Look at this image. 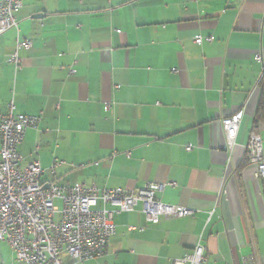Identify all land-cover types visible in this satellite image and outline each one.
Wrapping results in <instances>:
<instances>
[{
    "label": "crops",
    "instance_id": "obj_1",
    "mask_svg": "<svg viewBox=\"0 0 264 264\" xmlns=\"http://www.w3.org/2000/svg\"><path fill=\"white\" fill-rule=\"evenodd\" d=\"M15 17L0 36V113L13 101L41 119L19 146L23 163L63 162L42 177L58 185L167 184L163 202L195 211L157 224L140 207L114 214L108 253L83 264H172L198 244L206 264H264V181L245 153L250 131L264 150V120L253 124L264 0H22ZM24 39L15 74L6 61ZM239 110L226 150L221 121Z\"/></svg>",
    "mask_w": 264,
    "mask_h": 264
},
{
    "label": "built area",
    "instance_id": "obj_2",
    "mask_svg": "<svg viewBox=\"0 0 264 264\" xmlns=\"http://www.w3.org/2000/svg\"><path fill=\"white\" fill-rule=\"evenodd\" d=\"M21 8L22 0H0V36L17 29L15 15ZM213 40L212 37H196L193 42L201 45ZM31 47L30 40H17L6 61L13 66L15 74L22 68V53ZM254 60L261 63V55L257 54ZM69 74L74 71L69 70ZM110 108V103H104L105 112ZM243 116V110H239L221 121L226 150L234 147ZM40 121V117L16 113L13 101L7 105L6 114L0 113V242L8 245L19 263L65 264L63 258L66 257L73 263L83 264L101 258L108 253L116 233L114 214L132 213L138 207L150 224L194 215L192 209L162 201L159 194L167 184L147 183L141 189L126 190L42 181L45 174L54 179L56 169L63 162L53 159L50 167L44 170L38 160L23 163L18 150L25 132H38ZM38 149L37 144L35 153ZM185 150L189 152L192 147L187 146ZM245 153L248 165L255 169L253 177L264 181L260 135L248 133ZM204 251L205 248L198 244L172 264H206Z\"/></svg>",
    "mask_w": 264,
    "mask_h": 264
},
{
    "label": "rangeland",
    "instance_id": "obj_3",
    "mask_svg": "<svg viewBox=\"0 0 264 264\" xmlns=\"http://www.w3.org/2000/svg\"><path fill=\"white\" fill-rule=\"evenodd\" d=\"M57 205L59 204L57 203ZM13 255L7 244L0 242V264H21Z\"/></svg>",
    "mask_w": 264,
    "mask_h": 264
},
{
    "label": "trees",
    "instance_id": "obj_4",
    "mask_svg": "<svg viewBox=\"0 0 264 264\" xmlns=\"http://www.w3.org/2000/svg\"><path fill=\"white\" fill-rule=\"evenodd\" d=\"M262 120H264V82L262 84L261 93L255 107L253 124L255 125Z\"/></svg>",
    "mask_w": 264,
    "mask_h": 264
},
{
    "label": "water",
    "instance_id": "obj_5",
    "mask_svg": "<svg viewBox=\"0 0 264 264\" xmlns=\"http://www.w3.org/2000/svg\"><path fill=\"white\" fill-rule=\"evenodd\" d=\"M36 16H41V15H36Z\"/></svg>",
    "mask_w": 264,
    "mask_h": 264
}]
</instances>
